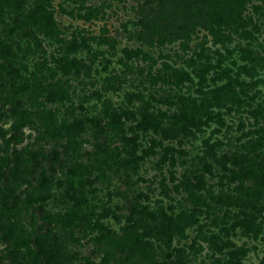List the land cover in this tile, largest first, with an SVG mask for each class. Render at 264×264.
<instances>
[{
    "label": "rangeland",
    "instance_id": "374dc122",
    "mask_svg": "<svg viewBox=\"0 0 264 264\" xmlns=\"http://www.w3.org/2000/svg\"><path fill=\"white\" fill-rule=\"evenodd\" d=\"M176 15L0 0V264L264 262V186L232 163L264 175V0L217 31Z\"/></svg>",
    "mask_w": 264,
    "mask_h": 264
},
{
    "label": "trees",
    "instance_id": "16d2710c",
    "mask_svg": "<svg viewBox=\"0 0 264 264\" xmlns=\"http://www.w3.org/2000/svg\"><path fill=\"white\" fill-rule=\"evenodd\" d=\"M145 6L148 5L149 7H152L156 9V12L158 15L168 13V15L177 14V20L178 22L182 23L184 26H180V28L186 27L192 30V27L198 26L210 31H213L216 29V31L220 28H228L231 23L238 24L241 18L239 17L240 11L242 9V0H144ZM201 5H206V7H200ZM199 6V7H198ZM197 9V10H196ZM40 11V10H38ZM34 11L31 12V16H35V14L38 12ZM30 14V13H29ZM220 15V17H219ZM48 18V17H47ZM223 18V19H222ZM50 21V17L48 18ZM218 19V20H217ZM241 27V26H240ZM243 27V26H242ZM189 32H187L188 35ZM243 34H248L245 30H242ZM76 46L71 45L70 49L74 50ZM186 81L190 82L191 79L188 77L187 74H182L179 78V83ZM222 88L220 87L218 91H221ZM185 111H182L179 115H174L173 119L177 122L184 123L188 126H194V118ZM114 121H117L119 119V116L115 115L113 116ZM91 121V120H89ZM201 123L200 121L198 124ZM205 123V122H203ZM184 126V125H183ZM182 126V128H183ZM137 127L140 129H145L146 127L152 128V130L155 132L157 128L159 127V123L154 121L151 116L148 114L141 116V121L138 122ZM185 129V128H184ZM260 141V140H258ZM209 148H212V145L209 146ZM222 160L229 161L230 157L223 155ZM162 162L165 161V156L161 159ZM253 162V163H252ZM255 160L251 157L241 156L240 158L232 157V163L235 164V166L244 169L242 171V177L246 179L250 178L252 182L255 184H262L264 186V175L262 173H258V168L256 167ZM261 167L264 169V158L260 161ZM256 167V169L254 168ZM206 171L209 172L208 167L206 166ZM222 171H227V168L224 166V164L221 165ZM43 181V180H42ZM133 213L138 214L142 216L145 219H148L150 221L155 222L156 220H159V218L162 220L159 224L158 233H164L166 230H171L172 225H174V220L166 216V214L160 212L159 217L152 211L147 210L146 207H141L140 209H131ZM107 213V212H106ZM106 215V214H105ZM114 219H117L114 217ZM168 239H170V236H168ZM229 257L231 259L236 258V254L234 252L229 253ZM13 264H20L17 262H14ZM264 264V262H262Z\"/></svg>",
    "mask_w": 264,
    "mask_h": 264
}]
</instances>
